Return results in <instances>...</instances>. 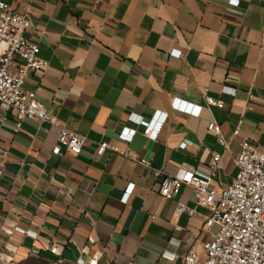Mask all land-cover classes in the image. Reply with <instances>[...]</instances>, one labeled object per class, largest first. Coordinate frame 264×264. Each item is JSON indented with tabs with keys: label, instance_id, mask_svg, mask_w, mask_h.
I'll list each match as a JSON object with an SVG mask.
<instances>
[{
	"label": "crops",
	"instance_id": "obj_1",
	"mask_svg": "<svg viewBox=\"0 0 264 264\" xmlns=\"http://www.w3.org/2000/svg\"><path fill=\"white\" fill-rule=\"evenodd\" d=\"M6 1L31 13L26 35L49 60L25 87L87 140L74 155L57 126L20 121L0 104V256L185 264L217 227L204 228L210 210L191 186L165 197L155 183L188 178L219 152L213 186L225 187L244 140L264 149V0ZM207 95L223 106L207 104ZM174 98L202 105L201 113L175 109ZM160 110L167 118L150 138L142 120ZM210 121L222 126L227 147ZM124 127L136 129L131 140L119 136Z\"/></svg>",
	"mask_w": 264,
	"mask_h": 264
},
{
	"label": "built area",
	"instance_id": "obj_2",
	"mask_svg": "<svg viewBox=\"0 0 264 264\" xmlns=\"http://www.w3.org/2000/svg\"><path fill=\"white\" fill-rule=\"evenodd\" d=\"M237 3L238 0H230ZM33 26L29 11L15 12L6 0H0V104L12 107L20 121L35 119L55 125L59 129L58 141L67 150L76 155L81 152L87 137L70 128L58 117L51 113L47 106L38 98L36 90L25 87L28 75L37 70H45L49 60L41 56L38 42L26 35ZM180 56L181 50H173ZM226 91L235 92L232 87H225ZM253 95L250 94V98ZM207 104L223 106V101L212 96H206ZM175 109L192 115H199L203 108L200 104L189 103L179 98L172 102ZM167 113L157 111L150 120H142L145 124V134L156 138ZM242 121L235 127L233 134H239ZM20 128V122L17 123ZM208 130L213 132L217 141L227 147L228 139L223 133L222 126L216 121H210ZM136 129L124 127L119 136L131 140ZM185 142L181 143L184 147ZM99 145V150L107 148ZM55 153L61 152V146L54 147ZM237 175L225 187L213 186L215 176L223 167L222 153L214 152L206 168H198L188 178L165 176L155 183L156 190L165 197L176 195L183 185L193 188L197 203L207 207L204 228L217 227L211 233V238L202 244L201 250L191 248L184 257L185 264H264V149L255 143L244 140L236 159ZM161 174L160 170L155 175ZM134 184L130 183L124 193L123 200H127ZM186 209L179 205V211ZM54 253L56 248L51 249ZM6 264H16L12 258H3ZM79 264H98L96 259L78 257Z\"/></svg>",
	"mask_w": 264,
	"mask_h": 264
},
{
	"label": "rangeland",
	"instance_id": "obj_3",
	"mask_svg": "<svg viewBox=\"0 0 264 264\" xmlns=\"http://www.w3.org/2000/svg\"><path fill=\"white\" fill-rule=\"evenodd\" d=\"M16 264H78L76 262H69V261H62V262H50L44 259H37V258H26L21 260L20 262L17 261Z\"/></svg>",
	"mask_w": 264,
	"mask_h": 264
}]
</instances>
